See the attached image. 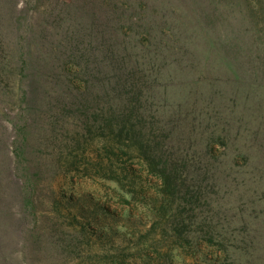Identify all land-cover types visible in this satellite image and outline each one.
<instances>
[{
    "label": "trees",
    "instance_id": "trees-1",
    "mask_svg": "<svg viewBox=\"0 0 264 264\" xmlns=\"http://www.w3.org/2000/svg\"><path fill=\"white\" fill-rule=\"evenodd\" d=\"M262 7L264 0H0V264H34L29 247L41 231L45 188L49 220L71 234L51 243L58 252L78 258L103 240L89 222L94 208L134 218L133 209L110 208L116 197L150 219L138 236L145 257L170 264L171 250L154 248L152 234L167 218L178 230L174 204L199 194L184 170L206 175L230 141L225 129L210 133L201 155H190L188 109L222 108L215 75L236 92L242 86L244 28L264 27ZM168 89L177 95L171 102ZM87 181L114 184V196L61 190Z\"/></svg>",
    "mask_w": 264,
    "mask_h": 264
},
{
    "label": "rangeland",
    "instance_id": "rangeland-1",
    "mask_svg": "<svg viewBox=\"0 0 264 264\" xmlns=\"http://www.w3.org/2000/svg\"><path fill=\"white\" fill-rule=\"evenodd\" d=\"M258 20H264V7L260 9ZM259 24H247L244 28L247 43L241 66L237 68L244 82L238 91H234L231 81L229 86H223L220 77L215 75L214 90L219 92L216 96L218 104L220 101L224 104L222 108L198 107L190 112L188 109L185 125L191 136L187 143L190 155L193 152L197 153L195 158L201 155L200 149L210 133L224 134L225 129L230 141L223 153L216 152L217 159L209 161L207 174L211 181L204 180L207 174L195 166L184 170L188 189L199 194L196 201L174 204V215L180 213L176 218L178 230L169 228L173 219L167 218L152 234L156 243L146 242L154 243L153 247L161 252L170 249V264H264V27ZM230 65L234 68L233 63ZM167 93L170 102L172 96L177 98L175 93L171 95V90ZM236 96L240 97L239 101ZM233 97L237 107L232 104ZM151 181L155 183L154 178ZM107 185L110 189L87 181L72 191L66 185L61 190H65L67 196L70 192L93 193L104 202L106 195L114 196L111 190L114 184ZM46 189L38 205L41 231L37 241L29 247L30 251L33 249V257L28 260L34 264H165L158 258L147 259L138 241V236L150 229V219L142 218L139 207L120 203L116 197L109 202L106 200L110 208L123 214L133 209L134 218L127 219L123 215L113 219L89 201H83L86 208H94L93 213L88 214L89 222L104 238L82 247L85 252L78 258L77 253L70 250L58 252L57 246L51 243L70 241L71 234L65 228L58 233L49 220L50 194ZM22 247L19 245L18 249Z\"/></svg>",
    "mask_w": 264,
    "mask_h": 264
}]
</instances>
